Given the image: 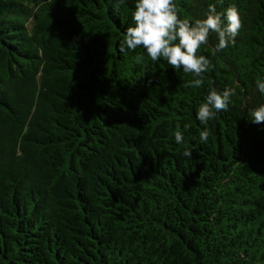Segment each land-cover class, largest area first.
<instances>
[{
  "label": "trees",
  "instance_id": "trees-1",
  "mask_svg": "<svg viewBox=\"0 0 264 264\" xmlns=\"http://www.w3.org/2000/svg\"><path fill=\"white\" fill-rule=\"evenodd\" d=\"M175 4L241 15L235 43L199 49L202 87L121 53L135 0H0V264H264V0ZM227 87L201 143L197 109Z\"/></svg>",
  "mask_w": 264,
  "mask_h": 264
},
{
  "label": "clouds",
  "instance_id": "clouds-1",
  "mask_svg": "<svg viewBox=\"0 0 264 264\" xmlns=\"http://www.w3.org/2000/svg\"><path fill=\"white\" fill-rule=\"evenodd\" d=\"M124 4L127 0H118ZM132 26L126 29L120 41L121 53L143 48L152 61L165 60L174 69H182L195 77L187 86L202 87L204 74L213 67L211 60L198 54L202 45L209 43L210 35L215 34L218 43L215 51L226 49L235 43L242 28L241 15L235 5L217 11L209 5L204 18H181L176 10L175 0H135L132 12ZM211 83V82H210ZM255 87L264 96V78L257 79ZM236 95L235 88L227 87L222 91L210 88L196 112V119L203 125L199 133L201 143H207L211 130L208 127L219 112L227 111ZM248 120L254 124L264 122V103L249 109ZM176 125L175 142H185V132ZM188 125H184L187 130ZM193 149L185 148L183 156L192 158Z\"/></svg>",
  "mask_w": 264,
  "mask_h": 264
}]
</instances>
